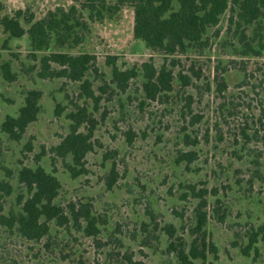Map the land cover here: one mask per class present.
Segmentation results:
<instances>
[{
    "label": "rangeland",
    "instance_id": "rangeland-1",
    "mask_svg": "<svg viewBox=\"0 0 264 264\" xmlns=\"http://www.w3.org/2000/svg\"><path fill=\"white\" fill-rule=\"evenodd\" d=\"M87 4L0 0V22L17 19L24 31L29 18L72 7L88 28L80 45L59 49L51 41L34 59L26 34L11 38L0 26V182L10 186L2 214L18 212L19 200L27 196L18 182L20 170L42 167L60 183L54 204L66 211L70 204H90L99 234L88 237L71 221L63 227L51 222L44 237L27 240L0 225V264H127L125 256L139 264H179L167 252L164 230L172 226L174 238L189 245L199 191H205L206 231L215 255L195 263L264 264V231L248 256L241 254L251 230L264 228V30L254 24L238 28L237 7L229 0L218 24L206 30L204 45L167 55L133 38L130 5L115 7L106 0L81 8ZM51 52L95 56L96 73L89 70L85 79L96 102L82 95L81 82L38 77L39 59ZM109 58L119 71L135 70L124 92L111 83ZM145 63L156 70L165 66L173 76L171 91L154 102L141 87ZM3 64L15 81L4 80ZM32 89L41 92L37 119L19 140L10 139L1 125L17 116ZM77 107L86 109L96 127L85 157L87 174L72 178L66 169L71 158L54 157L52 148L68 134L67 116ZM129 130L131 145L125 140ZM190 152L192 162L178 160ZM107 153L111 157L104 159ZM112 164L117 181L107 190Z\"/></svg>",
    "mask_w": 264,
    "mask_h": 264
},
{
    "label": "trees",
    "instance_id": "trees-1",
    "mask_svg": "<svg viewBox=\"0 0 264 264\" xmlns=\"http://www.w3.org/2000/svg\"><path fill=\"white\" fill-rule=\"evenodd\" d=\"M106 0H86L87 6L82 9L96 7V2L105 3ZM115 7L130 5L133 11L132 34L135 40H140L145 47L154 52H161L172 55L177 52L184 53L188 48L201 47L204 45L203 36L207 29L216 26L220 17L228 9L229 0H110ZM173 2L177 9H174ZM237 11L234 15L236 26H248L254 24L256 30H264V0H233ZM17 15H20V13ZM231 18V23H232ZM29 28L24 31L17 19L10 20L3 17L0 26L11 38H17L26 34L29 46L32 51L31 57L35 59V52L47 51L51 41H54L56 48L70 49L81 44L84 32L88 30L86 23L82 21L80 14L72 7L68 11L48 12L42 19L34 20L33 17L26 21ZM262 47V46H261ZM249 48V47H248ZM250 49V48H249ZM110 61V62H109ZM40 79H66L72 82H81L82 95L96 102L90 88V83L85 79L89 70L96 73V58L90 54L70 55L60 52H51L39 59ZM107 63L112 65L111 83L119 91L124 92L128 82L136 76L135 70L119 71L114 66V59H108ZM143 82L142 91L148 101H156L163 93L171 91L172 72L162 66L156 70L151 64H142ZM192 71V70H191ZM2 76L5 81H15V75L11 73L10 66H1ZM193 72V71H192ZM187 84L188 79L181 77ZM104 92L103 90H101ZM41 92L29 90L24 96L23 105L16 117H6L1 125V131L10 139L19 140L26 127L35 122L39 113V100ZM59 106L57 104L58 114ZM67 119L71 122L69 132L64 139L52 148L54 157L65 160L71 158V163L66 169L72 178L87 174L85 168V157L92 151L93 131L96 127L95 120L87 113L84 107H77L74 112L68 114ZM83 128L85 133L79 132ZM134 134L129 130L125 133V140L131 145ZM115 155V153H112ZM111 157V153L103 155V158ZM195 155L190 153L181 154L179 161L192 162ZM115 165L112 164L110 171L105 178V187L111 190L117 181ZM18 182L26 191V198L19 200L18 212L2 214L3 200L9 195L10 186L0 182V225L7 229L16 231L27 240H40L49 230V223L54 222L57 226L63 227L70 221L88 237H95L99 234L96 228V220L91 213L90 204H70L67 211L54 204L59 189V181L45 170L23 167L18 175ZM192 189V188H191ZM5 193V194H4ZM205 191H199L194 198L198 199L195 209L194 224L190 229L192 237L187 246L182 239L174 238L172 226L165 227V232L170 239L167 252L174 254L179 264H196V261L205 263L209 255H215V248L209 240L206 231L208 222ZM4 194V195H3ZM223 220V217L219 219ZM84 223V226H82ZM251 230L247 246L241 250V254L248 256L250 249L258 241L260 232ZM264 240V236L262 237ZM255 251V250H254ZM127 264H139L132 261L131 256L124 257Z\"/></svg>",
    "mask_w": 264,
    "mask_h": 264
}]
</instances>
